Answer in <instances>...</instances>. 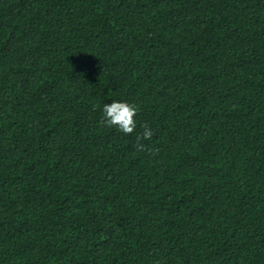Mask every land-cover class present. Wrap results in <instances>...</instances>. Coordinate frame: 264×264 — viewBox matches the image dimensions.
<instances>
[{
    "label": "trees",
    "instance_id": "16d2710c",
    "mask_svg": "<svg viewBox=\"0 0 264 264\" xmlns=\"http://www.w3.org/2000/svg\"><path fill=\"white\" fill-rule=\"evenodd\" d=\"M0 264H264V0H0Z\"/></svg>",
    "mask_w": 264,
    "mask_h": 264
},
{
    "label": "clouds",
    "instance_id": "9594fccd",
    "mask_svg": "<svg viewBox=\"0 0 264 264\" xmlns=\"http://www.w3.org/2000/svg\"><path fill=\"white\" fill-rule=\"evenodd\" d=\"M104 123L108 126L117 128L120 132L128 134L133 132L137 127L136 122V107L126 100H112L104 103L101 107ZM153 133L150 127L144 126L143 132L137 137L140 140H150ZM143 147L142 144L139 145Z\"/></svg>",
    "mask_w": 264,
    "mask_h": 264
}]
</instances>
